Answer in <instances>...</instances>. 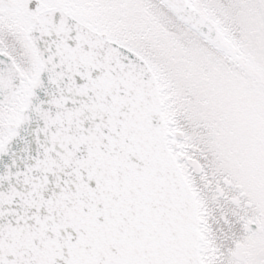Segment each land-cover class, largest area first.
<instances>
[{"label": "snow or ice", "instance_id": "obj_1", "mask_svg": "<svg viewBox=\"0 0 264 264\" xmlns=\"http://www.w3.org/2000/svg\"><path fill=\"white\" fill-rule=\"evenodd\" d=\"M0 264H264V0H0Z\"/></svg>", "mask_w": 264, "mask_h": 264}]
</instances>
